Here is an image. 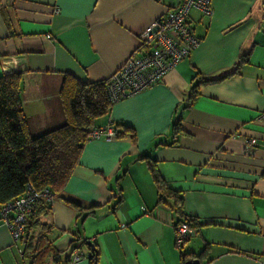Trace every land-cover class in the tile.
Instances as JSON below:
<instances>
[{"label":"crops","instance_id":"obj_1","mask_svg":"<svg viewBox=\"0 0 264 264\" xmlns=\"http://www.w3.org/2000/svg\"><path fill=\"white\" fill-rule=\"evenodd\" d=\"M179 2L0 0V76L22 72L33 134L64 124L66 76L108 81L150 50L143 34ZM188 24L200 38L189 56L95 122L135 137L121 125L123 137L88 141L50 209L36 206L24 241L0 226V264H264V0H212ZM200 77L221 79L189 101ZM147 160L200 224L182 247L175 226L185 217L161 200ZM76 251L88 257L73 262Z\"/></svg>","mask_w":264,"mask_h":264},{"label":"trees","instance_id":"obj_2","mask_svg":"<svg viewBox=\"0 0 264 264\" xmlns=\"http://www.w3.org/2000/svg\"><path fill=\"white\" fill-rule=\"evenodd\" d=\"M243 61H247V57L240 60L241 63ZM221 78L200 77L191 89L189 101L197 97L201 83L206 84ZM22 84V72L0 76V206L24 195L29 184L36 191L48 189L53 199L59 196L79 163L90 130L94 128L99 118L110 112L113 106L108 96V81L82 82L68 75L63 80L60 90L64 124L35 136L21 102ZM114 125L119 130L123 124L114 123ZM123 126L133 139L135 137L133 130L126 125ZM126 132H121L120 137L125 136ZM147 163L161 193V200L165 197L172 198L173 201L169 204L172 210L185 217L182 198L166 186L154 161L147 160ZM67 202L80 213L84 210L88 211L87 214L91 213V208L85 209L71 200ZM40 203L43 209H50L51 202L41 199L36 206ZM36 206L28 222L26 233L30 225L32 227L37 222L39 213ZM184 221L193 228L200 226L191 217L180 219L176 226ZM86 241L88 239H84V242ZM96 259L97 251L94 250L90 255V261L95 262Z\"/></svg>","mask_w":264,"mask_h":264},{"label":"built area","instance_id":"obj_3","mask_svg":"<svg viewBox=\"0 0 264 264\" xmlns=\"http://www.w3.org/2000/svg\"><path fill=\"white\" fill-rule=\"evenodd\" d=\"M211 1L180 0L165 16L155 21L151 29L145 31L144 43L150 45V50L142 56L131 55L108 80L107 91L112 104L158 84L171 69L189 56L191 50L200 43V38L188 24L190 11L197 9L210 14ZM58 11L57 7L55 12ZM261 119H264V112ZM120 134L121 131L112 122L106 126L92 128L88 141L102 138L112 140L119 138ZM247 143L254 146L256 139L247 138ZM41 199L52 202L53 196L48 189L36 191L29 184L24 195L0 206V226L8 228L14 241L25 240L28 222L36 203ZM175 231L178 247H182L195 232L186 221L178 224ZM87 257L82 251H76L73 262Z\"/></svg>","mask_w":264,"mask_h":264},{"label":"water","instance_id":"obj_4","mask_svg":"<svg viewBox=\"0 0 264 264\" xmlns=\"http://www.w3.org/2000/svg\"><path fill=\"white\" fill-rule=\"evenodd\" d=\"M87 243L94 248V244L92 241H87ZM186 264H201V262L199 258H194V259L187 261Z\"/></svg>","mask_w":264,"mask_h":264}]
</instances>
